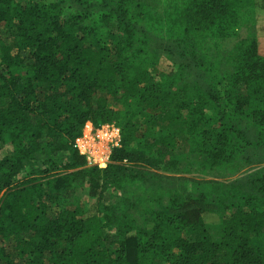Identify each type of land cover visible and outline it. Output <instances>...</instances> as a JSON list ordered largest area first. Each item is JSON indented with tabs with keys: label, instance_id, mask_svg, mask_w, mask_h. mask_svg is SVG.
Masks as SVG:
<instances>
[{
	"label": "trees",
	"instance_id": "obj_1",
	"mask_svg": "<svg viewBox=\"0 0 264 264\" xmlns=\"http://www.w3.org/2000/svg\"><path fill=\"white\" fill-rule=\"evenodd\" d=\"M257 3L0 0V264H264Z\"/></svg>",
	"mask_w": 264,
	"mask_h": 264
},
{
	"label": "rangeland",
	"instance_id": "obj_2",
	"mask_svg": "<svg viewBox=\"0 0 264 264\" xmlns=\"http://www.w3.org/2000/svg\"><path fill=\"white\" fill-rule=\"evenodd\" d=\"M259 4V5H258ZM256 16H257V20H258V27H256V30L259 29V33L258 35L262 34L260 37L261 39L259 40H262L261 42V45L264 46V0H258V3H257V6H256ZM245 35V31H241L235 40H239V39H242ZM106 125H112L114 126L113 124H100L98 126H93L92 128L94 129H91V128H86L84 127L83 129V133H84V136L88 135L89 132L91 130L95 131V130H98L101 126H106ZM102 131L99 133L100 134V138H98V140H96L94 137H90L88 140H87V146L91 152V155L92 157L95 159V158H104V162L106 160V163H108L109 161V155L111 153V150L115 147H112L113 144H107L105 142H103L104 140V137L101 135ZM105 134H108V132H104ZM94 134V132L92 133ZM92 157H91V162H92ZM93 159V160H94ZM96 160V159H95ZM90 165H93V164H90ZM110 195L111 197V193L108 192L107 193V197Z\"/></svg>",
	"mask_w": 264,
	"mask_h": 264
},
{
	"label": "built area",
	"instance_id": "obj_3",
	"mask_svg": "<svg viewBox=\"0 0 264 264\" xmlns=\"http://www.w3.org/2000/svg\"><path fill=\"white\" fill-rule=\"evenodd\" d=\"M85 129L86 128H91V129H94L92 128V124L90 123H86V125L84 126ZM102 131L101 135L104 137V140L103 142L107 143V144H113L112 147H117L118 144H119V130L118 128H116L115 126H112V125H106V126H101L98 130H91L89 132L88 135L84 136V133L82 132V135L77 138L74 142V147L77 149L78 153L82 156H84L87 160V163L90 165V164H93L95 166H98L99 168H104L106 166V159L105 162H104V158H93L92 155H91V152L87 146V140L90 138V137H94L96 140H98V138H100V132ZM108 132V134H105L104 132ZM94 132V134H92ZM91 157H92V162H91ZM94 159V160H93Z\"/></svg>",
	"mask_w": 264,
	"mask_h": 264
}]
</instances>
